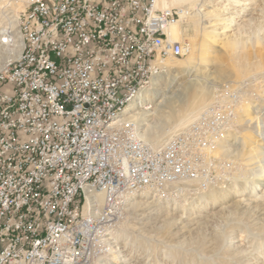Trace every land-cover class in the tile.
<instances>
[{
  "label": "built area",
  "instance_id": "1",
  "mask_svg": "<svg viewBox=\"0 0 264 264\" xmlns=\"http://www.w3.org/2000/svg\"><path fill=\"white\" fill-rule=\"evenodd\" d=\"M174 1L31 0L4 19L0 264L137 260L123 241L129 205L230 186L231 167L214 157L233 144L230 102L217 101L160 148L131 120L157 106L145 94L163 62L192 52L170 31L189 15Z\"/></svg>",
  "mask_w": 264,
  "mask_h": 264
},
{
  "label": "bare ground",
  "instance_id": "2",
  "mask_svg": "<svg viewBox=\"0 0 264 264\" xmlns=\"http://www.w3.org/2000/svg\"><path fill=\"white\" fill-rule=\"evenodd\" d=\"M25 2L29 0H0V19L1 9L15 16ZM174 2L186 7L205 0ZM241 3L228 0V10ZM188 8L186 19L170 28L173 39L179 41L184 30L182 25L194 20L195 24H203L202 41L190 44L192 52L186 61L168 59L163 62L164 75L154 78L152 89L145 94L154 98L157 106L153 111L136 114L131 120L142 141L152 148H160L217 101L230 102L236 128L231 138L233 144L224 145L214 157L231 167L227 175L231 179L230 186L238 185H233V189L220 186L197 198H187L193 200L191 204L197 201L204 202V206L211 202L215 205L214 211L196 214L194 218L186 211L180 216H171L168 211L165 214L155 201L138 200L129 205L132 210L141 207L140 211L146 213L138 215L141 219L134 218L136 222L129 227L138 226L144 235L139 239L128 235L129 222H126L122 233L127 235L125 246L136 247L143 254L129 261L125 255L116 253L112 264H264V90H259V83H256L259 81L253 85L260 72L264 75V36L258 29L249 45V41L237 37V33L229 34L235 31L232 13H225L224 17L213 7H209L211 10ZM253 20L246 18L245 24ZM194 50L199 52L198 56H194ZM164 79L171 80L168 91L161 89ZM233 85L237 87L235 92L239 89L243 92H231ZM234 95L237 99L231 100ZM204 231L210 233L203 239L193 237ZM156 251L165 262L158 260ZM208 259L213 261L207 262Z\"/></svg>",
  "mask_w": 264,
  "mask_h": 264
},
{
  "label": "rangeland",
  "instance_id": "3",
  "mask_svg": "<svg viewBox=\"0 0 264 264\" xmlns=\"http://www.w3.org/2000/svg\"><path fill=\"white\" fill-rule=\"evenodd\" d=\"M31 0H29V2H30ZM213 0H205V2H197V3H194V5L193 4H191V6H186V7H190V8H195V9H205V8H208L207 10H211V8H209V7H213V9H219L220 10V12H221V14L224 16V17H226V14L227 13H232V16L234 17V19H235V26H234V30L236 31H232V32H230L229 34H234V33H237L236 34V36L237 37H240V38H242V39H244V40H247V41H249V43H250V41H252V40H254V38H255V36H256V33H257V30L259 29L260 30V33H261V36H264V0H239V1H241L242 3L241 4H239L238 6H232V8H230L229 10H228V8L230 7L229 5H228V0H214V2H212ZM256 1V2H255ZM262 1V3H260ZM29 2H25V3H23L22 4V8L18 11V12H20V11H22L25 7H26V5L29 3ZM225 2V3H224ZM207 3V4H206ZM213 3V5H211ZM220 3V4H219ZM199 4H200V6H199ZM242 4H243V6H242ZM247 4V5H246ZM202 5H206L204 8H202L203 6ZM211 5V6H210ZM226 5V6H225ZM262 5V6H261ZM199 7V8H198ZM224 8H225V10H224ZM249 9V10H248ZM4 9H1V14H3L2 15V18L0 19V22L1 23H3V21H4V17H7V14H8V16L10 15V12H8V10H7V12H6V10H4ZM259 10L262 12H260L259 13ZM223 11V12H222ZM3 12H6V13H3ZM226 13V14H225ZM256 13V14H255ZM6 15V16H5ZM259 15V16H258ZM236 16H238L237 18H236ZM245 16V17H244ZM253 17H255V18H253ZM246 18L247 19H254L253 21H252V23L251 24H245L246 22ZM240 22H239V21ZM241 20L243 21V24H245V25H243L242 24V22H241ZM194 20H190L187 24H184V25H182V27H183V32H182V36H181V38H180V40L182 39V40H184V41H186V42H188L189 44H191V45H193V42H195V43H197V42H201L202 41V37H201V34H200V29H201V27H203V24L202 25H200V23L199 24H195V22H193ZM240 23V24H239ZM239 24V25H238ZM197 26V27H196ZM222 27V26H221ZM263 29H262V28ZM238 29V30H237ZM240 29V30H239ZM249 45H252V43H250ZM193 54H194V56H198L199 55V52L196 50H194L193 51ZM179 60H181V61H186L187 60V58H184V59H179ZM263 78V79H262ZM259 79V80H258ZM258 79H254L255 81H253V85L254 84H256V83H259V90H264V87H261V85L263 86L264 85V75H263V73H259V78ZM165 80H167V82L165 81ZM164 81V82H163ZM162 81V87H161V89L163 90V91H168L169 90V86L171 85V80L170 79H164ZM256 81H259V82H256ZM166 82V84H164ZM256 82V83H255ZM262 83V84H261ZM255 86V85H254ZM165 87V88H164ZM167 87V88H166ZM233 88H232V90H231V92H235V89L237 88L236 86H232ZM254 89H256L255 87H253ZM251 89V88H250ZM241 92H243V89H239L238 90V92H235V93H240L241 94ZM241 115V114H240ZM152 119V118H151ZM228 161V160H227ZM229 162V161H228ZM230 163V162H229ZM232 170H233V167H232ZM232 170H231V172H232ZM238 185L237 183H234L233 185ZM230 186V187H228V189H233L234 188V186ZM144 200V199H143ZM185 200V201H184ZM184 200H181V202L180 203H173V204H170V205H164V206H157L158 208H160V210H161V212H163V213H168L169 212V214H171V216L174 214V216H180V215H182L184 212L183 211H186V213H188L189 214V216H190V218H194V216H197L198 214H201V215H203V214H206V213H208V212H211V211H214V208H215V205H214V203L212 204V202L211 203H209V204H206V206H204V202H202V203H198L197 201L195 202L196 204H191V202H193V200H191V199H184ZM149 202H151L150 201V199L148 200ZM189 204V205H188ZM192 206H191V205ZM181 205H183V207H180ZM199 206H201V207H199ZM192 207V208H191ZM196 207H197V209H196ZM190 209V210H189ZM192 209V210H191ZM141 210V207L140 208H134L133 210H132V213H131V215L137 220V219H141V217L139 216L138 217V215H140V214H142V213H144L143 211H140ZM163 210V211H162ZM189 210V211H188ZM168 211V212H167ZM195 212V213H194ZM134 213V214H133ZM165 213V214H166ZM178 213H179V215H178ZM144 214H146V213H144ZM197 214V215H196ZM132 219L131 221H129V223L127 224V227H126V233L128 234V235H131V236H136L138 239L139 238H141L143 235H144V233H143V231H141V230H139V227L137 226H135V228L133 227L132 229L131 228H129V227H131V225L133 224V223H135L136 222V220L135 219ZM164 225V224H163ZM168 225V223L166 224V226ZM168 228V227H167ZM210 232H208V231H204L203 233H201V234H197V236H196V233H195V235L193 236L194 238H197V237H199V239H203L204 237H205V235H208ZM126 237H127V235H125L124 236V242H125V239H126ZM198 242H201L200 240H197ZM152 245H157V244H152ZM158 246V245H157ZM157 246H156V248H157ZM130 247V246H129ZM160 248V247H159ZM133 250V251H132ZM128 251H130V252H132L133 254H143V251L142 250H140V249H137L136 247H134V248H132V247H130V248H128ZM155 253H157V257H159L158 258V260L159 261H164L165 262V259H163L162 257H160V252H158V251H156ZM212 258V257H211ZM217 258V257H216ZM216 258H214L213 260H214V262H216L215 260H217ZM212 259H208V260H206L207 262H211V261H213ZM167 261V260H166ZM168 264H171V263H168Z\"/></svg>",
  "mask_w": 264,
  "mask_h": 264
}]
</instances>
